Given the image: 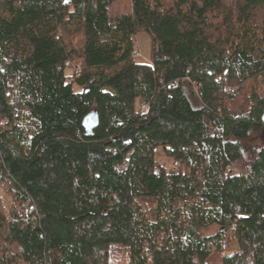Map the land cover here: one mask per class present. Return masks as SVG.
<instances>
[{
    "label": "trees",
    "instance_id": "1",
    "mask_svg": "<svg viewBox=\"0 0 264 264\" xmlns=\"http://www.w3.org/2000/svg\"><path fill=\"white\" fill-rule=\"evenodd\" d=\"M261 136L264 0H0V264H264Z\"/></svg>",
    "mask_w": 264,
    "mask_h": 264
},
{
    "label": "rangeland",
    "instance_id": "2",
    "mask_svg": "<svg viewBox=\"0 0 264 264\" xmlns=\"http://www.w3.org/2000/svg\"><path fill=\"white\" fill-rule=\"evenodd\" d=\"M134 44H135V50L140 54L141 58H135V61L137 62H144L148 63L149 62V51H150V38L147 34L145 33H139L135 36L134 38ZM77 66L74 64H70V67ZM79 66V65H78ZM70 69V68H69ZM72 71V70H71ZM70 72L67 70V73ZM75 91H79L77 88H74ZM257 143L264 145V137H258L256 139ZM157 161L159 164H163L165 166H172V161L165 157L161 151H159L158 156H157ZM238 171L234 170L233 173H237ZM220 230V228L216 225H212L209 228L202 230L201 233L205 236H211L217 233ZM233 249V244H229L227 246L226 250H231ZM220 261V256L219 255H212L209 258V263L210 264H217Z\"/></svg>",
    "mask_w": 264,
    "mask_h": 264
},
{
    "label": "built area",
    "instance_id": "3",
    "mask_svg": "<svg viewBox=\"0 0 264 264\" xmlns=\"http://www.w3.org/2000/svg\"><path fill=\"white\" fill-rule=\"evenodd\" d=\"M133 56H134L135 58H141L140 54H138L137 51H134ZM65 67H66V69H67L68 67H70V65L65 64ZM70 68H71V67H70ZM71 70H72V72H73L74 74H78V73L80 72V68H79L78 65L72 67ZM144 109H145V106H142V110H144ZM172 167H173V168H177V167H178V164H177V163H173V164H172Z\"/></svg>",
    "mask_w": 264,
    "mask_h": 264
},
{
    "label": "water",
    "instance_id": "4",
    "mask_svg": "<svg viewBox=\"0 0 264 264\" xmlns=\"http://www.w3.org/2000/svg\"><path fill=\"white\" fill-rule=\"evenodd\" d=\"M95 121H96V118L92 116V118L89 120V123H88V129L94 126Z\"/></svg>",
    "mask_w": 264,
    "mask_h": 264
}]
</instances>
